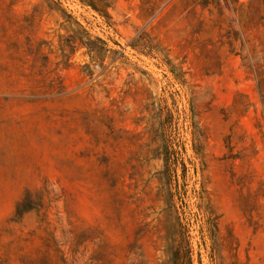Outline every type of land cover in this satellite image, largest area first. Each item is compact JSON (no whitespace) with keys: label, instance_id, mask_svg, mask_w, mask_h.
<instances>
[{"label":"rangeland","instance_id":"1","mask_svg":"<svg viewBox=\"0 0 264 264\" xmlns=\"http://www.w3.org/2000/svg\"><path fill=\"white\" fill-rule=\"evenodd\" d=\"M100 1L0 0V264H264V0Z\"/></svg>","mask_w":264,"mask_h":264},{"label":"trees","instance_id":"2","mask_svg":"<svg viewBox=\"0 0 264 264\" xmlns=\"http://www.w3.org/2000/svg\"><path fill=\"white\" fill-rule=\"evenodd\" d=\"M84 1L90 4L91 6H93L97 10H102L108 6L107 3H105L104 1H100L101 3H98L97 0H84ZM187 255H188V259L192 261V256L190 254V251L187 252Z\"/></svg>","mask_w":264,"mask_h":264}]
</instances>
